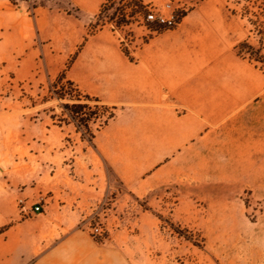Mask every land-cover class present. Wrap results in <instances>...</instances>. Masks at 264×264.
<instances>
[{
    "label": "rangeland",
    "instance_id": "374dc122",
    "mask_svg": "<svg viewBox=\"0 0 264 264\" xmlns=\"http://www.w3.org/2000/svg\"><path fill=\"white\" fill-rule=\"evenodd\" d=\"M71 1L0 0V187L35 194L31 203L8 196L6 204L17 207L16 220L36 217L22 213L19 200L43 211L51 185L67 183L72 193L85 189L89 195L86 208L72 214L78 228L134 264H264V100L217 129L198 158L189 159L198 179L195 197L167 190L136 199L108 177L96 195L90 181L102 162L98 131L113 113L98 105V53L82 50L106 33L118 52L133 59L144 43L168 30L144 24L135 0H108L91 16L89 6L74 3L82 0ZM175 1L187 10L177 29L199 0ZM229 1L247 33L252 29L241 51L264 75V32L257 33L264 0ZM123 10L129 20L118 16ZM78 11L83 16L76 20ZM48 19H54L51 31ZM245 32L243 27L241 38ZM67 107L78 111L75 119ZM95 228L101 237L94 236ZM28 253L0 254V264H22Z\"/></svg>",
    "mask_w": 264,
    "mask_h": 264
},
{
    "label": "crops",
    "instance_id": "0c3cea01",
    "mask_svg": "<svg viewBox=\"0 0 264 264\" xmlns=\"http://www.w3.org/2000/svg\"><path fill=\"white\" fill-rule=\"evenodd\" d=\"M106 1L73 2L89 6L91 16ZM230 5L229 0H199L180 27L144 43L133 59L118 52L106 33L85 44L83 53L89 47L98 53V105L113 113L98 131L101 170L98 165L90 181L96 195L108 177L136 199L167 190L195 197L198 179L189 159L198 158V150L211 142L217 129L264 100L263 72L241 51L252 29L247 33ZM82 16L78 11L73 18ZM263 21L257 33L264 32ZM53 24L54 19L47 20L48 31ZM37 184L32 183L31 192ZM61 186L51 185L43 215L24 221L16 220L17 207L6 204L8 196L12 200L15 193L31 203L35 194L27 193L28 188L17 194L0 187L5 199L0 203V254L29 252L22 264H134L124 252L99 244L78 228L72 214L86 208L89 195L85 189L72 193L67 183ZM8 208L11 217L4 214Z\"/></svg>",
    "mask_w": 264,
    "mask_h": 264
},
{
    "label": "built area",
    "instance_id": "2783aa9c",
    "mask_svg": "<svg viewBox=\"0 0 264 264\" xmlns=\"http://www.w3.org/2000/svg\"><path fill=\"white\" fill-rule=\"evenodd\" d=\"M152 1L154 0L146 3L144 0H135L137 4H135L134 6H136L139 10L138 14H142V22L144 24L151 25L152 27L158 29L172 30L176 28L180 24V13L182 14L184 12H187L184 5L175 6V0H159V4L152 3ZM132 2L133 0H127L126 5H130ZM118 16L120 17V19H130V16L126 12V10H123L122 14H119ZM18 205L20 206L21 212L24 214L42 213L41 205L35 204L32 206H26L23 200H19ZM93 234L96 238L101 237L102 230L99 228H95L93 229Z\"/></svg>",
    "mask_w": 264,
    "mask_h": 264
},
{
    "label": "trees",
    "instance_id": "16d2710c",
    "mask_svg": "<svg viewBox=\"0 0 264 264\" xmlns=\"http://www.w3.org/2000/svg\"><path fill=\"white\" fill-rule=\"evenodd\" d=\"M75 107V106H74ZM83 107V106H81ZM81 107H77V109H81ZM68 108V107H67ZM69 109V108H68ZM69 114L70 116H72L74 119L76 118V116L78 115V111L75 110L73 107L69 109Z\"/></svg>",
    "mask_w": 264,
    "mask_h": 264
}]
</instances>
